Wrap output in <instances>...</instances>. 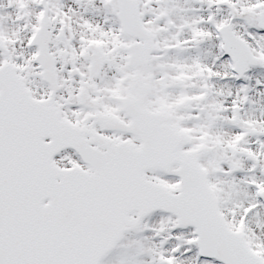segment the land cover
Here are the masks:
<instances>
[{
    "label": "snow or ice",
    "instance_id": "6c2138e0",
    "mask_svg": "<svg viewBox=\"0 0 264 264\" xmlns=\"http://www.w3.org/2000/svg\"><path fill=\"white\" fill-rule=\"evenodd\" d=\"M0 264H264V0H0Z\"/></svg>",
    "mask_w": 264,
    "mask_h": 264
}]
</instances>
